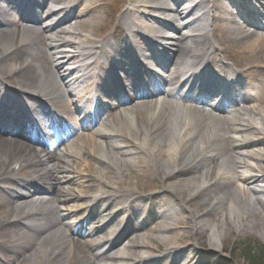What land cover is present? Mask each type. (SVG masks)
I'll return each instance as SVG.
<instances>
[{
	"label": "bare ground",
	"instance_id": "bare-ground-1",
	"mask_svg": "<svg viewBox=\"0 0 264 264\" xmlns=\"http://www.w3.org/2000/svg\"><path fill=\"white\" fill-rule=\"evenodd\" d=\"M127 2L122 19L132 17L125 23L128 35H147L151 44L160 41L159 52L144 57L146 77L155 81L152 68H159L166 87L138 91L112 106L117 95L110 88L117 72L132 87L141 81L132 77L136 65L127 67L123 56L108 60L107 39L88 37L91 18L78 17L97 5L89 0H0V211L5 210L0 264H140L156 257H139L135 248L154 242L170 249L172 240L184 234L199 245L208 236L214 248L231 227H260L264 237V184H258L264 183V0ZM28 6L41 8L40 19L31 18ZM164 13L171 18L161 17ZM24 21L34 26L24 27ZM207 27L212 41L203 32ZM186 35L191 45L184 43ZM137 50L144 52L141 46ZM218 50L234 67L217 60ZM88 79L92 81L86 85ZM158 97L170 102L161 106ZM135 101L139 103L132 108ZM143 105L152 127L140 134L130 118ZM225 106L239 108L230 115ZM161 107L179 108L166 114L171 120L167 131L162 130L166 115ZM122 109L127 113L117 114ZM98 112L110 116L109 121L106 117V124L93 128ZM32 115L40 116L31 124L37 136L30 135L27 125ZM116 127L103 141L101 135ZM139 135L144 157L159 162L154 168L160 174L164 216L153 222L154 236L140 237L146 242L142 245L144 223L128 226L132 217L119 218L129 210L133 193L111 190L98 179L92 185L79 176L94 169L102 178L109 159L116 169L127 171L132 153L121 142L127 137L137 142ZM226 140L232 152L226 153ZM51 145L61 154H49ZM169 197V209L174 207L180 219L164 215ZM71 201L76 203L69 205ZM224 205L228 215L221 225L211 223ZM44 212L52 214L53 222L36 227ZM181 228H186L184 234ZM174 253L170 249L163 258Z\"/></svg>",
	"mask_w": 264,
	"mask_h": 264
},
{
	"label": "rangeland",
	"instance_id": "rangeland-1",
	"mask_svg": "<svg viewBox=\"0 0 264 264\" xmlns=\"http://www.w3.org/2000/svg\"><path fill=\"white\" fill-rule=\"evenodd\" d=\"M92 2L94 9L90 11L87 14H80L79 19H86L91 18V26L89 27L88 31L86 32L88 34V37L91 39L100 41V39L104 40L107 39V42L109 43L108 48H112L113 50L117 48L116 52L110 51V49L107 48L106 55L108 60L116 61L117 59H120L122 56L125 58H129L128 54L130 55V52L133 51V48L135 47L136 43L138 45L145 47L146 49H149L151 46L149 43L151 40V37L145 35L143 36H135L133 38L128 35V30L126 28V22H131L132 17H127V21L122 19L124 11L129 7V3L127 0H89ZM88 0H83V3H87ZM77 11H79V8H77ZM79 13H77L78 15ZM141 32V31H140ZM204 34L208 37H211V31L209 27H207L206 30L203 31ZM179 34L182 35L180 32ZM180 36V35H179ZM149 40V41H148ZM184 43L186 45H191L189 39H183ZM115 45V46H114ZM219 52V50H218ZM116 55H120L117 57ZM220 52L217 54V60L223 61V63L228 64L229 66L232 64L228 63L227 61H224L221 56ZM19 55H16V58ZM14 58V63H17V59ZM162 59V58H161ZM127 60V59H126ZM13 64V63H12ZM14 80H10V83H13ZM91 80L88 79L86 82V85H89L88 82ZM114 89V88H113ZM163 109V107H161ZM42 110V108H40ZM164 114H168V112H174L178 111L179 108H169V109H163ZM149 112L148 110H142V112H139L136 114L134 118H130L131 121L134 122L136 131H138L140 134H144L145 131L150 129L152 127V123L148 119ZM167 116V115H166ZM163 118V125L162 130H166L170 128L171 126V120L169 116ZM242 117V116H241ZM125 124V123H123ZM122 124V125H123ZM120 125V126H122ZM119 127H116L111 133H105L102 135V140L105 141L109 138V136L115 132ZM256 137L254 136L253 139L255 140ZM142 135H139V141L137 142L133 141V139H130L127 137L126 139L122 140V146L125 149H129V151L132 153L131 159H130V165L131 167L125 171L121 170L119 168L116 169L114 165L112 164L111 159L107 160L109 167L106 166V168H102V172L100 173V176H103L102 178H98L93 169V171L89 170L88 172H85V174H80L79 176L82 177L83 181L90 182L92 185L96 182H93L95 180H99V182L105 186L109 187L111 190H123L133 193L135 196L134 199H132L128 203L127 212L125 214H120V217L122 221H124L125 215H132L136 218H142L144 221V227L148 228L149 231L145 233V235L152 237L155 234L151 233L152 229L154 228L153 222L155 219L159 218L158 216H161L160 218H163L162 213L160 212V198L161 195L159 192L161 191V184L158 178H160V174L156 173L154 165H158L157 160H151L146 159L144 157L145 152L144 149L140 146ZM224 146L226 148L227 152H232L233 148L231 147L230 141L226 140L224 142ZM246 149L240 151L245 152ZM64 159H68V157H64ZM90 164L94 167L97 165L93 162V160H90ZM14 166V165H13ZM202 168V165L197 167ZM92 169V168H91ZM119 175H118V172ZM123 176L121 177L120 176ZM137 182V183H135ZM258 184L261 186L262 182H258ZM96 185V184H95ZM3 191L0 188V201L3 197ZM210 195V194H207ZM123 199L121 198L118 200L119 202L123 203ZM167 201L166 205H168V212L164 215H171L174 218L180 219L181 215L175 213L176 209L173 207L172 213L170 208V203L172 201V198H166ZM77 201V200H76ZM82 201V200H80ZM79 201V202H80ZM112 200H108V203L110 206L113 205L111 203ZM76 202H69V205ZM118 204V203H117ZM227 205H224L223 209H217L215 211V214H213L212 222L215 225H221L223 217L228 215L227 211ZM160 215H159V213ZM204 209H202L200 212H203ZM5 214V210L0 211V218ZM142 216V217H141ZM159 218V219H160ZM96 222L98 220H95ZM210 227V226H209ZM209 227L206 229V235L210 233ZM186 229V228H184ZM183 228L180 229L181 234L183 233ZM261 228H251L248 230H237L234 227L230 228V231L226 237V239L222 242V244L218 243V246L216 248L212 247L209 244L208 236L204 239V243L202 245L199 244H193V240H189L185 234L180 236H176L171 244L172 246L170 249L175 252L170 258L166 259L163 258L164 253L169 251L170 249H166L165 246L162 248L156 247L155 243L149 244L145 249H138L135 248L136 254L139 257L142 256H150L156 257L155 260L152 262H143V260L140 261V264H179L181 262H189L190 264H210V257L211 255H219L225 258L231 257L233 259V264H245V259L242 256H237L234 253V248L241 246V243H248L253 242L257 244V248L260 249L261 247V254H262V261L261 264H264V237L261 236ZM146 244L145 242L139 243V245ZM191 246V247H190ZM256 248L255 253H259L258 249ZM233 251V252H232ZM254 253V254H255ZM140 259V258H139Z\"/></svg>",
	"mask_w": 264,
	"mask_h": 264
},
{
	"label": "trees",
	"instance_id": "trees-1",
	"mask_svg": "<svg viewBox=\"0 0 264 264\" xmlns=\"http://www.w3.org/2000/svg\"><path fill=\"white\" fill-rule=\"evenodd\" d=\"M241 246L234 248V253L237 256H242L245 259V264H261L262 254L261 247L257 248V244L253 242H248L246 244L241 243ZM256 248L259 253H255ZM233 252V251H232ZM255 253V254H254ZM210 264H233V259L231 257L225 258L222 256L211 255Z\"/></svg>",
	"mask_w": 264,
	"mask_h": 264
}]
</instances>
